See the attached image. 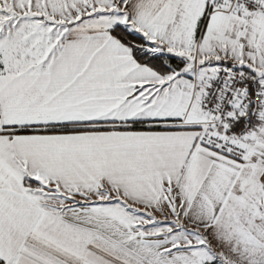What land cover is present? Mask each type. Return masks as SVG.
I'll list each match as a JSON object with an SVG mask.
<instances>
[{"label": "snow or ice", "instance_id": "obj_1", "mask_svg": "<svg viewBox=\"0 0 264 264\" xmlns=\"http://www.w3.org/2000/svg\"><path fill=\"white\" fill-rule=\"evenodd\" d=\"M0 264H264V0H0Z\"/></svg>", "mask_w": 264, "mask_h": 264}]
</instances>
